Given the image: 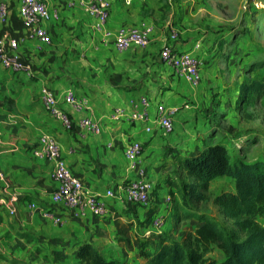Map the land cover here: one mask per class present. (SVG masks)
<instances>
[{
  "label": "crops",
  "instance_id": "0c3cea01",
  "mask_svg": "<svg viewBox=\"0 0 264 264\" xmlns=\"http://www.w3.org/2000/svg\"><path fill=\"white\" fill-rule=\"evenodd\" d=\"M46 1L57 17L45 23L49 41L42 42L31 37L20 20L19 0H0L7 6L6 20L0 22V29L18 39L14 52L32 69L30 75H24L0 62V198L15 208L10 213L7 205L0 204V264H80L76 252L83 242L99 247L108 258L121 264H142L141 234L149 219L162 216L163 227L154 230L166 233L178 226L177 218H171L178 211L172 207L165 210L170 204L166 200L170 197L169 187L163 184L156 169L165 160L175 159L178 165L186 153L208 143L202 139L209 126L204 116L212 103L222 99V94L214 102L212 98L214 92L224 88L217 69L221 57L209 36L189 40L188 32L180 30L170 39L169 32L174 27L154 22L156 16L150 10L155 12L157 7L153 0H109L107 27L112 33L120 27L144 23L154 26L146 47L123 52L115 49L113 36L104 40L95 30L79 0ZM163 43L174 49L195 51L201 60L197 85L192 86L174 74L172 67L160 59ZM42 86L59 97V105L70 120L69 127L43 109L39 98ZM68 87L80 102L78 109L62 100ZM142 95L167 106L181 107L174 117L175 136L165 141L166 135L159 130L146 133L139 123L109 118L119 108L127 113L139 110ZM83 117L100 119L101 133L94 135L79 129L77 123ZM42 131L56 138L63 161L85 186L100 194L113 188L116 197L106 198L107 214L96 216L87 211L75 216L66 205L50 203L54 185L51 163L33 155ZM160 134L162 138H157ZM131 139L143 143L142 165L154 185L161 183L157 200L154 197L155 203L145 207L130 205L121 198L120 185L130 175L123 147ZM31 202L36 204L32 211ZM47 208L60 216L59 223L43 218L41 211ZM134 215L136 219L131 223L130 217ZM194 225L184 226L173 238L180 239Z\"/></svg>",
  "mask_w": 264,
  "mask_h": 264
},
{
  "label": "built area",
  "instance_id": "2783aa9c",
  "mask_svg": "<svg viewBox=\"0 0 264 264\" xmlns=\"http://www.w3.org/2000/svg\"><path fill=\"white\" fill-rule=\"evenodd\" d=\"M84 11L93 21L95 30L102 34V38L107 40L113 36L114 47L117 51L123 52L132 47H146L150 42V37L154 26L151 23H144L133 27H120L113 33L107 27L109 15V0H79ZM7 6L0 3V22L6 20ZM18 16L23 25L29 30L31 37H36L42 42L49 41L48 29L45 23L55 19L57 13L50 8L46 0H19ZM177 31L171 29L169 38H175ZM18 46V39L8 31L0 29V62L3 67L20 72L24 75L32 73L31 66L23 60L15 49ZM160 59L170 65L174 74L182 77L192 86L200 82L201 60L193 50L174 49L169 43H163L159 51ZM39 98L43 109L55 119L69 127L70 120L61 109L60 99L54 92L42 86L39 91ZM62 100L78 109L80 102L75 96L72 88H67L62 94ZM140 109L125 112L124 108L116 109L109 118L117 120L125 118L127 121L142 125L146 133H154L159 130L163 134H172L175 130L174 117L179 113L181 107L167 106L161 101H155L147 96L139 97ZM188 105H185L187 107ZM77 127L88 133L98 135L101 133L102 124L100 119L91 117L80 118ZM143 144L140 140L131 139L123 147V155L128 161L127 169L130 175L120 185L122 197L128 204L137 207H145L149 204L154 184L149 179L147 169L142 165ZM33 155L39 160L49 161L52 168L53 188L50 191V203L52 205L64 204L73 209L75 216H82L87 211L96 216H103L108 213L106 198L116 197L113 188H107L103 193H96L83 184L81 179L74 175L63 161L59 145L56 138L50 133H41L38 136ZM170 197H167L169 201ZM15 199L11 201L14 202ZM0 204L7 205L9 212L14 213L15 208L7 203L4 198H0ZM36 204L31 202L29 210H34ZM45 220L51 223H59L60 216L56 215L52 208L41 211ZM163 218L160 215L152 216L145 234L151 229L162 228Z\"/></svg>",
  "mask_w": 264,
  "mask_h": 264
},
{
  "label": "rangeland",
  "instance_id": "374dc122",
  "mask_svg": "<svg viewBox=\"0 0 264 264\" xmlns=\"http://www.w3.org/2000/svg\"><path fill=\"white\" fill-rule=\"evenodd\" d=\"M153 3L156 4L157 11L154 12L151 8L150 13L156 16L155 23H168L169 28L174 27L177 33L180 30L186 31L190 36L189 40L200 37L206 39L209 36L214 50L219 52L221 57L220 62L217 63V69L219 81L222 82L224 88L221 92H214L212 98L214 102L216 96L222 94V99L212 103L209 109L207 108L208 111L211 110L204 116L209 126L205 132L206 135L202 138L203 141L213 143L221 140L226 147L236 151L237 145L233 143L232 135L237 131L247 129L251 132V138L249 150L244 151L245 157L254 159L260 155L264 156V86L260 95L253 96L247 105L238 104L239 107L236 106V99L243 82L253 79L264 81V0H153ZM219 101L223 103H221V108L217 109ZM12 102L13 99H10L9 104ZM193 104L196 103L193 102ZM217 127L219 130L216 131ZM41 133L49 132L42 131ZM172 135H176V130L172 134H167L163 139L167 141ZM207 135H209L208 138ZM157 138H162V135H158ZM197 139L199 141V134H197ZM167 152L169 149L165 151ZM165 161L156 171L160 173L161 178L163 177V184L166 186L174 184L176 194L173 198L168 190L170 204L165 210L169 211L170 207L190 208L191 211L202 213L212 219L229 234L235 235L236 231L231 220L225 218L213 202L217 194L234 191L233 179L226 175L217 176L204 192L206 198L201 201L191 200L187 197L188 195L184 197L183 192L176 191L181 181H189V179L180 174L178 166L174 163L175 159ZM160 184L154 185L149 204L155 203L154 197L156 198L159 193L157 188ZM177 213L180 211L171 216L172 219L177 218V228L168 230V235L172 238L183 231L184 226L187 228V225L196 223L195 215L191 218H180ZM134 219L136 215L130 217L131 223ZM191 219L192 222H190ZM145 228L147 229L146 226ZM145 231L143 230L141 234L143 243L147 241L145 237L148 233L145 234ZM206 256L219 261L223 255L216 246H213Z\"/></svg>",
  "mask_w": 264,
  "mask_h": 264
},
{
  "label": "trees",
  "instance_id": "16d2710c",
  "mask_svg": "<svg viewBox=\"0 0 264 264\" xmlns=\"http://www.w3.org/2000/svg\"><path fill=\"white\" fill-rule=\"evenodd\" d=\"M263 86L264 81L258 79L243 82L236 106L247 105L253 96L260 95ZM250 133L246 129L232 135L236 151L221 140L204 143L199 150L186 153L177 165L180 174L189 181H181L176 191L191 200L206 198L204 192L215 177L226 175L233 179L234 191L217 194L213 202L231 220L236 234H229L202 213L176 207L180 218L195 215L194 227L187 229L178 240L162 230L151 229L145 237L147 244L143 241L140 244L142 264H264V156L245 157ZM168 187L174 198V184ZM213 246L222 252L219 261L206 256ZM76 255L80 264H121L86 242L79 245Z\"/></svg>",
  "mask_w": 264,
  "mask_h": 264
}]
</instances>
